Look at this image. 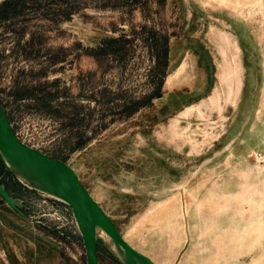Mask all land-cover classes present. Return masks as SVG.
Here are the masks:
<instances>
[{"label":"rangeland","instance_id":"1","mask_svg":"<svg viewBox=\"0 0 264 264\" xmlns=\"http://www.w3.org/2000/svg\"><path fill=\"white\" fill-rule=\"evenodd\" d=\"M34 3L0 19L18 137L71 165L158 264H264V0H71L65 20L70 1ZM155 31L170 36L163 95L134 111L162 76ZM0 185L15 199L0 196V264H87L68 204L1 156ZM113 242L99 231L100 264H125Z\"/></svg>","mask_w":264,"mask_h":264},{"label":"water","instance_id":"2","mask_svg":"<svg viewBox=\"0 0 264 264\" xmlns=\"http://www.w3.org/2000/svg\"><path fill=\"white\" fill-rule=\"evenodd\" d=\"M1 150L13 162L38 176L51 192L72 208L84 241L87 264H100L99 229L104 230L114 243L120 245L131 260L138 259L143 264H158L124 238L115 222L90 193L71 165L18 137L0 100V156L4 161ZM6 166L13 173L7 164ZM0 196L9 204L15 202L14 197L3 185H0Z\"/></svg>","mask_w":264,"mask_h":264},{"label":"trees","instance_id":"3","mask_svg":"<svg viewBox=\"0 0 264 264\" xmlns=\"http://www.w3.org/2000/svg\"><path fill=\"white\" fill-rule=\"evenodd\" d=\"M61 1V0H58ZM64 1H70V7L68 6L69 9H67V12L65 13L63 10L60 12V15L62 16V20L68 19L71 17L72 13L75 11V7H73V4L71 3V0H63ZM134 1H139V0H134ZM35 0H6L0 5V19H6L10 20L13 17L19 16L21 13H24L26 10L30 9H39L35 8L36 5H34ZM72 5V6H71ZM52 17H56L57 13L56 12H51ZM64 13V16H63ZM50 12L44 13L43 17L45 18L49 17ZM48 15V16H47ZM46 18V19H47ZM51 19V18H49ZM24 29V28H23ZM153 37L155 38L156 41V48L158 50V60H157V66L161 70V79L159 80L158 84L156 87L150 92V94H147L144 96L142 99L135 100L134 101V108L133 110L136 111L139 109L141 106L145 105H150L153 101L154 98L161 97L163 95V83H164V78L166 76V67L169 64V56H170V36L167 34H159L158 32H153L152 33ZM158 38V39H157ZM104 44H102L97 51H101L104 54L107 53H117L119 51H122L124 49V44L127 42V40L124 39L123 36L119 37H110V38H105L104 39ZM32 46V41H28L24 46ZM124 46V47H123ZM123 47V48H122ZM91 54L97 56L98 54H95V50ZM42 87V85L40 86ZM33 91V90H32ZM31 90H25V94H28L32 92ZM31 94V93H30ZM2 203V201L0 202ZM98 250H100L98 248ZM11 262L12 264H15L14 262V256L10 255ZM69 260H71L69 258Z\"/></svg>","mask_w":264,"mask_h":264},{"label":"bare ground","instance_id":"4","mask_svg":"<svg viewBox=\"0 0 264 264\" xmlns=\"http://www.w3.org/2000/svg\"><path fill=\"white\" fill-rule=\"evenodd\" d=\"M5 0H0V4L2 2H4ZM1 154L3 156L4 161L6 162V164L9 166V168L13 171V173L15 174V176L18 177V179H20L21 181H23L24 183L30 185L31 187L34 188H38L41 189L42 191H45L47 193H50L54 196H56L53 192H51L48 187L42 182V180L36 176L33 172H31L29 169L27 168H23L22 166L18 165L17 163L13 162L10 157L3 151L1 150ZM58 197V196H56ZM59 198V197H58ZM60 199V198H59ZM62 200V199H61ZM99 231H101L102 233H104L106 235V237L110 238L111 237L102 229H99ZM98 231V234H99ZM107 239V238H106ZM106 243V242H105ZM108 246V245H107ZM112 249V251L120 258V260H122L125 264H132V262L134 264H143L140 260L138 259H134L131 260L127 253L125 252V250H123L121 248L120 245L116 244V243H112V246L110 247Z\"/></svg>","mask_w":264,"mask_h":264},{"label":"built area","instance_id":"5","mask_svg":"<svg viewBox=\"0 0 264 264\" xmlns=\"http://www.w3.org/2000/svg\"><path fill=\"white\" fill-rule=\"evenodd\" d=\"M61 201H63V200H61ZM64 202V201H63ZM64 203H66V202H64ZM67 204V203H66Z\"/></svg>","mask_w":264,"mask_h":264}]
</instances>
